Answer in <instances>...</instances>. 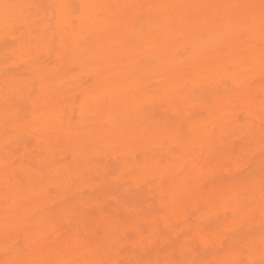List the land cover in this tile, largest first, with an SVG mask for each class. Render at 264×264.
<instances>
[{"label": "bare ground", "instance_id": "obj_1", "mask_svg": "<svg viewBox=\"0 0 264 264\" xmlns=\"http://www.w3.org/2000/svg\"><path fill=\"white\" fill-rule=\"evenodd\" d=\"M0 264H264V0H0Z\"/></svg>", "mask_w": 264, "mask_h": 264}]
</instances>
